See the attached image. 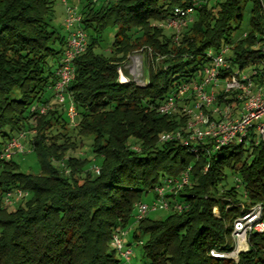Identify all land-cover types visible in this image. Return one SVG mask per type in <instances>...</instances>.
Masks as SVG:
<instances>
[{
  "label": "trees",
  "instance_id": "obj_1",
  "mask_svg": "<svg viewBox=\"0 0 264 264\" xmlns=\"http://www.w3.org/2000/svg\"><path fill=\"white\" fill-rule=\"evenodd\" d=\"M97 1L87 0L80 12L90 33L73 60L67 91L76 115L70 123L62 105L45 94L66 40L48 24L52 0H0V151L24 133L22 143L27 139V153L38 164L33 174L13 158L27 153L0 160V264H119L110 246L114 229L128 226L134 205L162 177L187 167L190 183L175 197L181 210L162 220L146 216L128 235L145 237L140 255L148 264H235L208 253L230 246L234 219L252 205L262 207L264 219V142L230 143L210 154L196 146L194 154L177 140L159 142L161 133L181 130L185 118L162 115L157 107L178 83L201 77L206 51L225 46L227 61L254 67L256 81L264 82L259 0H207L176 42L154 24L191 0ZM247 1V28L237 37ZM107 27L115 31L106 56L99 42ZM139 49L150 50L157 67L145 69V86L120 83L117 68ZM83 139L85 151L75 153ZM96 159L98 174L90 170ZM234 175L233 185L228 177ZM16 190L22 196L6 205L5 194ZM247 243L236 264H264V231L250 234Z\"/></svg>",
  "mask_w": 264,
  "mask_h": 264
},
{
  "label": "built area",
  "instance_id": "obj_2",
  "mask_svg": "<svg viewBox=\"0 0 264 264\" xmlns=\"http://www.w3.org/2000/svg\"><path fill=\"white\" fill-rule=\"evenodd\" d=\"M62 1L65 4L64 28L68 34L55 69L56 80L49 88L57 104L63 105L65 101H68V106L65 108L66 117L70 123H73L76 112L67 87L74 72L73 60L86 48L87 33L82 28L80 16L76 14L75 9L68 6L65 0ZM205 2L207 0H191L189 5L174 8L165 21L154 25L170 31L173 41L176 42L181 28L193 21L194 9ZM259 5L264 22V0H259ZM261 39L260 51L264 55V24ZM226 52H228L227 46L219 49L217 53L206 51L205 57L208 63L202 67L201 77L198 80L194 78L181 81L158 105L157 111L162 115L179 114L185 118L181 130L161 133L158 138L159 142L177 140L188 148V152L194 154L198 151L196 146H200L207 154H210L230 143L245 144L251 140L256 145L264 142V82L256 81L257 70L254 67L241 68L227 61ZM132 59L135 76L140 73L142 77V56L137 55ZM117 73L120 83L129 81L121 74V68H117ZM140 83L136 84L145 86V79L143 78ZM47 108L46 104L41 105L38 111L44 113ZM31 110H34V106ZM24 137V133H19L17 137L8 141L0 151V160L7 161L14 154L29 152L30 150L22 143ZM204 145L207 147H203ZM90 170L94 174L99 172L96 166H92ZM189 170L190 167H187L174 178L162 177L160 183L152 190L154 200L149 204L140 201L134 205V227L151 212L158 210L179 212L181 210V205L175 201V197L184 186L190 183ZM21 196L22 193L19 190L7 192L4 203L11 205L14 199H19ZM213 211L216 212V209ZM261 212L262 207L254 204L248 211L234 219L230 246L224 248L225 245H223L211 249L209 256L218 260H229L236 264L238 255L246 252L248 248V245L241 248L238 243L248 241L252 233L264 231V219L261 218ZM128 233V227L116 228L110 238V246L118 254L119 264H131L133 251L130 244L126 243ZM141 244L140 240L136 241L137 246Z\"/></svg>",
  "mask_w": 264,
  "mask_h": 264
},
{
  "label": "rangeland",
  "instance_id": "obj_3",
  "mask_svg": "<svg viewBox=\"0 0 264 264\" xmlns=\"http://www.w3.org/2000/svg\"><path fill=\"white\" fill-rule=\"evenodd\" d=\"M86 1L87 0H65L66 4L74 8L76 14H78L79 16H80V12ZM215 1L217 0H210L209 5H214ZM98 4H100V0L97 1L96 5ZM64 7H65V4L62 0H52V13H51V16L48 18V24L50 28L56 31V36L66 39L68 33L64 28V19H65ZM250 9H251V3L250 1H247L246 7L243 11V19L240 23V26L237 27V30L234 32L233 34L234 36L238 37L246 30L247 23H248L247 21L248 13ZM114 31H115L114 27H107L106 29H104V32L101 35V41L99 42V48L101 49L102 53H104L106 56L109 54L108 45L111 44L110 42L113 38ZM167 32L171 34L170 31H167ZM86 33H90V30H88ZM52 46L56 49L60 48L58 41H55L52 44ZM137 55L142 56V62H143L142 77L140 73H137V76H135V72L132 68L134 66L133 65L134 60L132 58L137 57ZM53 61H54L53 59H50L49 64L52 65ZM157 63H158V59L157 58L155 59L154 54L150 50L144 51L143 49H139L137 51L129 53L126 56L125 60L122 62V67H119V68H121V74L124 77H127L129 80L137 84H141L140 82L142 81V79L143 78L145 79V73H146L145 69L154 70L157 67ZM45 94H46V97H49L51 96L52 92L48 89V91H46ZM67 106H68V101H65V103L61 106V108L65 109ZM62 115L65 119L66 115L64 114ZM28 138H30V136H28ZM23 143L27 149H30L27 143V139L26 141H23ZM88 143L89 142L86 139H83L84 145L82 146L81 149H76L75 153L84 152ZM34 157L35 155L33 153H27V154L20 155V156L17 155L13 158L17 163L21 165V171L37 174L38 164L36 162V158ZM98 163H99V159H96L95 162H93V165L94 166L98 165ZM228 179L234 185L235 181L237 180V176L236 175L229 176ZM238 190L240 191V193L242 192L241 187H239ZM17 200L18 199H14L13 202H16ZM153 200H154V195L151 192H149L147 195L141 198V202L144 204H149ZM134 213H135V210H133L131 221L127 226L129 229V235H130V231L133 230L134 225H135L133 221ZM168 213H169V210H158V211L149 213L147 216L153 220H162L167 216ZM129 235H127L126 237V243L130 244L132 251H133V256L131 257V264H148V260L146 258H142L140 255L141 246H137L136 240L130 238ZM141 240L143 242L145 240V237H142ZM238 245L241 248H245L248 245V243L247 241H240ZM116 257L118 258V254H116Z\"/></svg>",
  "mask_w": 264,
  "mask_h": 264
}]
</instances>
